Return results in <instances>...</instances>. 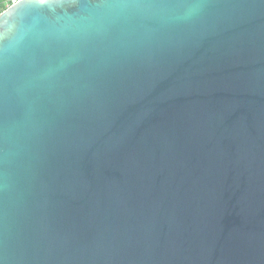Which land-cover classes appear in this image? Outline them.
I'll return each instance as SVG.
<instances>
[{
	"label": "water",
	"instance_id": "water-1",
	"mask_svg": "<svg viewBox=\"0 0 264 264\" xmlns=\"http://www.w3.org/2000/svg\"><path fill=\"white\" fill-rule=\"evenodd\" d=\"M0 264H264V0L2 11Z\"/></svg>",
	"mask_w": 264,
	"mask_h": 264
},
{
	"label": "trees",
	"instance_id": "trees-1",
	"mask_svg": "<svg viewBox=\"0 0 264 264\" xmlns=\"http://www.w3.org/2000/svg\"><path fill=\"white\" fill-rule=\"evenodd\" d=\"M17 0H0V13Z\"/></svg>",
	"mask_w": 264,
	"mask_h": 264
},
{
	"label": "snow or ice",
	"instance_id": "snow-or-ice-1",
	"mask_svg": "<svg viewBox=\"0 0 264 264\" xmlns=\"http://www.w3.org/2000/svg\"><path fill=\"white\" fill-rule=\"evenodd\" d=\"M41 2H44V0H41Z\"/></svg>",
	"mask_w": 264,
	"mask_h": 264
},
{
	"label": "built area",
	"instance_id": "built-area-1",
	"mask_svg": "<svg viewBox=\"0 0 264 264\" xmlns=\"http://www.w3.org/2000/svg\"><path fill=\"white\" fill-rule=\"evenodd\" d=\"M14 2H16V1H14ZM14 2H13V3H14Z\"/></svg>",
	"mask_w": 264,
	"mask_h": 264
}]
</instances>
